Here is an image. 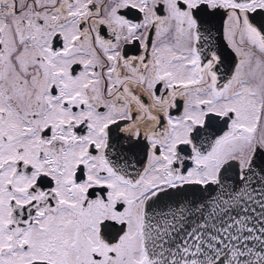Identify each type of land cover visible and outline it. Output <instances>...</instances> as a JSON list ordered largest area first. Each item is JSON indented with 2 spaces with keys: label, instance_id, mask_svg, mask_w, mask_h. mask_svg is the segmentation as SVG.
I'll use <instances>...</instances> for the list:
<instances>
[{
  "label": "snow or ice",
  "instance_id": "snow-or-ice-1",
  "mask_svg": "<svg viewBox=\"0 0 264 264\" xmlns=\"http://www.w3.org/2000/svg\"><path fill=\"white\" fill-rule=\"evenodd\" d=\"M258 15L0 0V264H264Z\"/></svg>",
  "mask_w": 264,
  "mask_h": 264
},
{
  "label": "flooded vegetation",
  "instance_id": "flooded-vegetation-1",
  "mask_svg": "<svg viewBox=\"0 0 264 264\" xmlns=\"http://www.w3.org/2000/svg\"><path fill=\"white\" fill-rule=\"evenodd\" d=\"M130 16H135L134 12H129ZM257 24L264 23V17L257 16L256 17ZM214 27L219 28L221 27L220 18H216L214 22ZM215 36H217V44H218V50L221 53V59H222V71L227 74L232 68H234L236 60L238 59L231 49V47L227 44V41L223 39L222 35L220 33H217L214 31L213 33Z\"/></svg>",
  "mask_w": 264,
  "mask_h": 264
}]
</instances>
